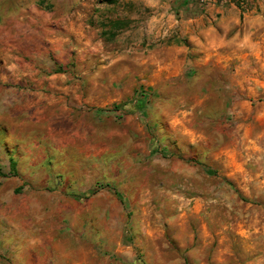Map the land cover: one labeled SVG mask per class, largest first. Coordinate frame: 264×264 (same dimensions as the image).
I'll return each instance as SVG.
<instances>
[{
    "label": "rangeland",
    "instance_id": "1",
    "mask_svg": "<svg viewBox=\"0 0 264 264\" xmlns=\"http://www.w3.org/2000/svg\"><path fill=\"white\" fill-rule=\"evenodd\" d=\"M161 9L0 0V264H264V44Z\"/></svg>",
    "mask_w": 264,
    "mask_h": 264
},
{
    "label": "crops",
    "instance_id": "2",
    "mask_svg": "<svg viewBox=\"0 0 264 264\" xmlns=\"http://www.w3.org/2000/svg\"><path fill=\"white\" fill-rule=\"evenodd\" d=\"M195 1L155 0V3L162 8L160 20L171 19L176 40L202 47L204 61L212 56L218 60L222 47L264 44V0H251L246 8L231 3L214 4L204 12L197 10Z\"/></svg>",
    "mask_w": 264,
    "mask_h": 264
},
{
    "label": "built area",
    "instance_id": "3",
    "mask_svg": "<svg viewBox=\"0 0 264 264\" xmlns=\"http://www.w3.org/2000/svg\"><path fill=\"white\" fill-rule=\"evenodd\" d=\"M251 0H196L195 7L198 11L204 12L210 5L231 3L240 8H246Z\"/></svg>",
    "mask_w": 264,
    "mask_h": 264
},
{
    "label": "trees",
    "instance_id": "4",
    "mask_svg": "<svg viewBox=\"0 0 264 264\" xmlns=\"http://www.w3.org/2000/svg\"><path fill=\"white\" fill-rule=\"evenodd\" d=\"M0 174H2V173H1V169H0Z\"/></svg>",
    "mask_w": 264,
    "mask_h": 264
}]
</instances>
